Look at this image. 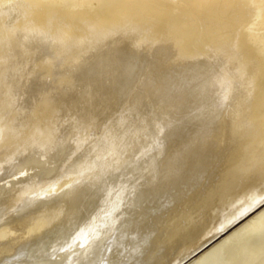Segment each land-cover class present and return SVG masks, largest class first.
Segmentation results:
<instances>
[{"label":"bare ground","instance_id":"6f19581e","mask_svg":"<svg viewBox=\"0 0 264 264\" xmlns=\"http://www.w3.org/2000/svg\"><path fill=\"white\" fill-rule=\"evenodd\" d=\"M117 258L264 264V0H0V264Z\"/></svg>","mask_w":264,"mask_h":264},{"label":"snow or ice","instance_id":"6c2138e0","mask_svg":"<svg viewBox=\"0 0 264 264\" xmlns=\"http://www.w3.org/2000/svg\"><path fill=\"white\" fill-rule=\"evenodd\" d=\"M98 179L103 180V174H100L98 176ZM50 187H54V186H50ZM45 264H54V262L49 261V262H45ZM112 264H129L128 260L126 258L122 259V258H117L116 260H114L112 262Z\"/></svg>","mask_w":264,"mask_h":264}]
</instances>
